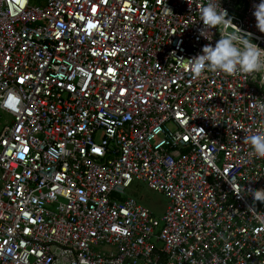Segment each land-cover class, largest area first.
<instances>
[{
  "label": "built area",
  "instance_id": "obj_1",
  "mask_svg": "<svg viewBox=\"0 0 264 264\" xmlns=\"http://www.w3.org/2000/svg\"><path fill=\"white\" fill-rule=\"evenodd\" d=\"M206 2L0 0V264H264V70L182 61ZM221 2L264 47L259 0Z\"/></svg>",
  "mask_w": 264,
  "mask_h": 264
},
{
  "label": "clouds",
  "instance_id": "obj_2",
  "mask_svg": "<svg viewBox=\"0 0 264 264\" xmlns=\"http://www.w3.org/2000/svg\"><path fill=\"white\" fill-rule=\"evenodd\" d=\"M199 11L204 24L200 29V35L206 39L212 40L207 35L209 29L224 27L219 31L220 38L215 44H205L197 55L188 59L181 58L183 62L190 64L195 75L199 76L207 71L254 74L264 70V47L253 39L252 32L241 29L233 22V17L229 15L227 8L222 6L221 0H207L200 6ZM254 15L257 18V27L264 32V0H259L255 4ZM230 24L237 25L238 30H229ZM260 108L264 110V103ZM245 140L250 143L255 154L264 156V125L259 126L251 135H246ZM244 191L252 196L253 203L264 202V187L252 186L248 190L244 188ZM257 215L261 221H264V214Z\"/></svg>",
  "mask_w": 264,
  "mask_h": 264
},
{
  "label": "rangeland",
  "instance_id": "obj_3",
  "mask_svg": "<svg viewBox=\"0 0 264 264\" xmlns=\"http://www.w3.org/2000/svg\"><path fill=\"white\" fill-rule=\"evenodd\" d=\"M33 4H37L35 1ZM10 118L0 111V131L5 122ZM127 196L134 197L140 204L148 208L157 217H162L168 207L169 199L165 194L158 192L148 186L143 181L136 180L132 186L127 189Z\"/></svg>",
  "mask_w": 264,
  "mask_h": 264
}]
</instances>
